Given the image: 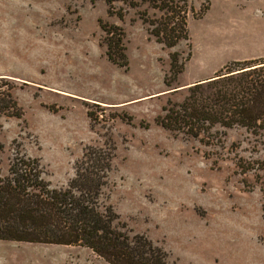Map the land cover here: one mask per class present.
<instances>
[{"label":"rangeland","instance_id":"obj_1","mask_svg":"<svg viewBox=\"0 0 264 264\" xmlns=\"http://www.w3.org/2000/svg\"><path fill=\"white\" fill-rule=\"evenodd\" d=\"M187 7L188 37L167 47L136 9L120 19L104 0H0V80L20 113L0 111V170L34 157L52 187H66L87 147H101L112 161L100 200L170 264H264V193L235 165L261 155L255 138L235 126L205 142L156 121L182 88L264 57V0ZM103 23L123 30L124 66L106 56ZM0 264L110 263L82 245L0 240Z\"/></svg>","mask_w":264,"mask_h":264},{"label":"trees","instance_id":"obj_2","mask_svg":"<svg viewBox=\"0 0 264 264\" xmlns=\"http://www.w3.org/2000/svg\"><path fill=\"white\" fill-rule=\"evenodd\" d=\"M104 2L108 15L120 19L127 8L136 9L148 34L167 47L188 37V0ZM100 27L105 33L107 58L124 66L122 28L109 23ZM170 59V71L181 72L183 62H178L175 53ZM2 81L0 111L18 116L17 103ZM182 89L184 95L180 100H168L162 106L157 123L174 133L205 142L218 134V128L244 127L255 138L261 155L239 157L235 165L240 172H253L264 193V57L232 61L212 77ZM111 161L109 151L87 147L75 162V175L68 185L52 187L44 179L37 158L13 157L6 172L0 170V240L82 245L110 264H170L165 251L143 234L130 233L118 213L100 200Z\"/></svg>","mask_w":264,"mask_h":264},{"label":"crops","instance_id":"obj_3","mask_svg":"<svg viewBox=\"0 0 264 264\" xmlns=\"http://www.w3.org/2000/svg\"><path fill=\"white\" fill-rule=\"evenodd\" d=\"M209 77H211V76H208V77H206V78H209ZM206 78H202V79H200V80H204V79H206Z\"/></svg>","mask_w":264,"mask_h":264}]
</instances>
